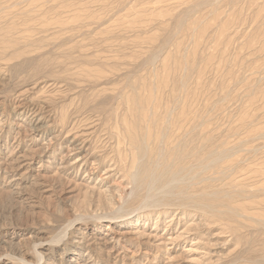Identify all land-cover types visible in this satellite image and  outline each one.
I'll return each mask as SVG.
<instances>
[{
	"label": "rangeland",
	"instance_id": "obj_1",
	"mask_svg": "<svg viewBox=\"0 0 264 264\" xmlns=\"http://www.w3.org/2000/svg\"><path fill=\"white\" fill-rule=\"evenodd\" d=\"M0 264H264V0H0Z\"/></svg>",
	"mask_w": 264,
	"mask_h": 264
},
{
	"label": "bare ground",
	"instance_id": "obj_2",
	"mask_svg": "<svg viewBox=\"0 0 264 264\" xmlns=\"http://www.w3.org/2000/svg\"><path fill=\"white\" fill-rule=\"evenodd\" d=\"M75 77V76H74ZM20 108V107H19ZM28 110V109H27ZM27 113V112H26ZM24 114V113H23ZM30 115H34L33 112H30ZM35 120V119H34ZM31 123L35 122V121H29ZM32 125V124H31ZM40 125L41 123L40 122H35V124L33 125V130L35 132H40ZM77 135V134H76ZM79 135V134H78ZM80 141L75 138L73 139V141L71 142V149L69 150V153L71 154H79V152L83 151V148H84V145L82 143H79ZM92 156V155H91ZM87 157V155H86ZM88 158V157H87ZM87 158H84V159H87ZM79 159V158H78ZM83 161V160H82ZM65 168V167H64Z\"/></svg>",
	"mask_w": 264,
	"mask_h": 264
}]
</instances>
